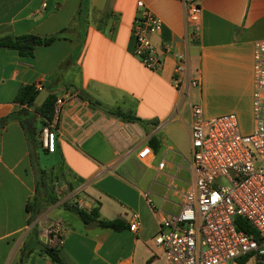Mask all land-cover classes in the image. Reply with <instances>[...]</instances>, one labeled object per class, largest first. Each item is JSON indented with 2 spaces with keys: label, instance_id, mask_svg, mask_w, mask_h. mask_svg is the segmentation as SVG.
Returning a JSON list of instances; mask_svg holds the SVG:
<instances>
[{
  "label": "crops",
  "instance_id": "0c3cea01",
  "mask_svg": "<svg viewBox=\"0 0 264 264\" xmlns=\"http://www.w3.org/2000/svg\"><path fill=\"white\" fill-rule=\"evenodd\" d=\"M136 1L86 0L77 18L81 0H0V37H43L64 29L47 45L33 41L30 53L0 46V264L18 263L31 224L36 240L46 244L43 216L64 224L57 250L64 264H164L153 236L162 214L178 211L191 181L188 101L199 98L204 117L252 115V45L264 39V0H196V36L184 24L181 0H140L160 20L150 41L169 46L155 71L133 54ZM178 51L186 52L198 80L189 98L170 84ZM36 82L40 91L63 98L51 118L52 152L39 143L42 117L14 101L19 87ZM88 98L140 121L118 118ZM17 110H23L21 122L9 117ZM144 145L149 153L139 160L136 152ZM38 170L52 179L59 199L29 224L26 203ZM76 199L84 205L77 207ZM70 206L95 209L97 221L118 218L124 228H86L90 221ZM132 215L137 225L131 231ZM23 264L53 263L34 246Z\"/></svg>",
  "mask_w": 264,
  "mask_h": 264
},
{
  "label": "built area",
  "instance_id": "2783aa9c",
  "mask_svg": "<svg viewBox=\"0 0 264 264\" xmlns=\"http://www.w3.org/2000/svg\"><path fill=\"white\" fill-rule=\"evenodd\" d=\"M183 18L192 36L198 34L200 8L196 0H181ZM44 6L45 3L43 2ZM130 27L134 41L133 54L149 70L161 65L162 54L169 46L155 47L149 39L160 28V20L140 0ZM176 62L170 84L189 98V91L198 80L188 67L185 51L175 52ZM36 82L34 90L39 92ZM63 98L57 96L52 104V115L58 111ZM189 100V99H188ZM191 181L182 194L176 213L162 214L153 242L163 252L164 264H264V39L252 45L251 114L253 125L242 132L232 112L204 117L199 104L188 101ZM42 148L52 152L55 133L50 123L39 132ZM149 153L144 145L136 157L142 160ZM162 163L157 168H162ZM151 205L147 193H142ZM75 205H84L76 199ZM242 218L250 227L244 232L237 225ZM128 226L133 230L137 222L132 215ZM47 246L60 248L65 227L58 218H41Z\"/></svg>",
  "mask_w": 264,
  "mask_h": 264
},
{
  "label": "trees",
  "instance_id": "16d2710c",
  "mask_svg": "<svg viewBox=\"0 0 264 264\" xmlns=\"http://www.w3.org/2000/svg\"><path fill=\"white\" fill-rule=\"evenodd\" d=\"M85 1L86 0H81L80 2V5L76 11L77 18L81 16L83 9L85 8ZM63 31L64 29H60L52 34L43 37L31 36L30 38L33 39L35 44L40 43L43 45H47L53 39L63 37L64 36ZM27 38L28 36H11V35L2 36L0 37V46L16 49L20 54L30 53L32 46L24 44L23 42ZM36 94L37 91L34 90V87L32 85H23L19 87L18 90L16 91L14 95V101L17 102L18 104L31 107L36 113H38L40 117H42L43 124L46 125L50 123L52 118V104L54 101V96L49 93L39 106H33L32 101ZM88 101L94 104L95 106H98L106 110L108 113L123 120L140 121L139 118L134 117L133 114L129 112H122L115 108L114 109L105 108L97 100H91L88 98ZM22 111L23 110H17L11 113L9 117L18 119L19 122H21L23 119V115L21 114ZM58 199L59 196L54 192V184L52 179H50L49 176H45L43 170H38L36 174L34 194L30 202L26 203V209L30 210V217L28 219V223L30 224L39 212H41L47 206L54 204L56 201H58ZM66 207L68 208V206ZM77 214L84 223H87L88 221L98 218V214L95 211V209H91L88 212H84L78 209ZM98 221H99L98 222L99 226L111 230H120L124 228L123 222L118 218H113L109 220L98 219ZM237 225L244 232L251 231L249 225L245 223V221L242 218L239 217L237 218ZM33 226L34 224H31L30 229L27 232L26 238L22 243L17 264H23L25 255L29 251H31L32 247L34 246L39 248L45 255H47L53 264H64L58 256L57 248H54L52 246H47L46 244H41L36 240V233L33 230Z\"/></svg>",
  "mask_w": 264,
  "mask_h": 264
},
{
  "label": "water",
  "instance_id": "95a60500",
  "mask_svg": "<svg viewBox=\"0 0 264 264\" xmlns=\"http://www.w3.org/2000/svg\"><path fill=\"white\" fill-rule=\"evenodd\" d=\"M23 42H24V44H27V45H32L33 44L32 38L25 39ZM47 94H48V92L46 90H44V89L42 91H39L35 95V97H34V99L32 101V104L34 106H39L43 102V100L46 98ZM70 210L71 211H77V207L70 206ZM97 223H98L97 220H91L85 227L86 228H91L93 225H95Z\"/></svg>",
  "mask_w": 264,
  "mask_h": 264
},
{
  "label": "rangeland",
  "instance_id": "374dc122",
  "mask_svg": "<svg viewBox=\"0 0 264 264\" xmlns=\"http://www.w3.org/2000/svg\"><path fill=\"white\" fill-rule=\"evenodd\" d=\"M193 102L200 105L201 100L199 98H197L196 96H194ZM202 103H203V101H202ZM222 108H223V106L219 107L218 109H222ZM251 116H250V114L243 113L242 115H240L238 117V123H239L238 125H240V128L242 130L247 131L250 128L251 122H252ZM238 264H251V262L248 260H243V261H241V263H238Z\"/></svg>",
  "mask_w": 264,
  "mask_h": 264
}]
</instances>
